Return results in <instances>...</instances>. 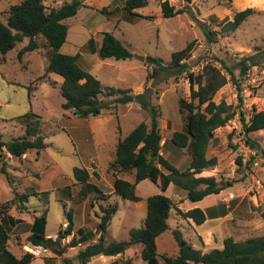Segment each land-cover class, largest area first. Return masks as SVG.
<instances>
[{"label": "rangeland", "instance_id": "374dc122", "mask_svg": "<svg viewBox=\"0 0 264 264\" xmlns=\"http://www.w3.org/2000/svg\"><path fill=\"white\" fill-rule=\"evenodd\" d=\"M19 1L0 0V14L4 17L9 5ZM65 1L68 0L43 2L47 8H51ZM81 1L85 6L80 7L75 16L65 20L68 30L59 51L66 54L81 52L79 66L94 75L102 89L107 86L129 87L133 92H141L148 88L150 100L158 104L160 109L158 122L161 142L165 141L161 148L162 154L177 168L185 169L189 163L188 153L175 147L170 137L173 131L181 130L184 124L178 111V99L190 95L187 73L167 79L162 76L150 78L148 73L151 66L146 56L160 57L164 64H168L173 51L195 39L194 49L186 60L188 71L205 74L203 79H206L208 74L205 66H220L217 61L219 58L234 67L238 75L236 61L243 55L264 48V0H167L175 9L183 10L172 17L162 16V0H146L144 6L135 9L143 17L135 16L133 19H128L127 12L122 9L124 0H116L114 3L113 0ZM103 6L118 10L114 14L100 13L99 9ZM246 7H254L259 11L250 15L232 33L217 35L215 42L206 41L202 29L195 21L197 18L209 23L212 15H215L217 21L224 16L231 18L234 11ZM105 30L111 31L131 52L130 58L100 59L96 54L84 51L82 47L88 38L100 41L101 32ZM27 40L25 38L17 42L4 59L0 55V141L21 136L24 128L17 117L31 110L41 117L40 132L47 146L39 155L33 150L19 158L7 152L0 155V166L3 163L7 174L0 172V203L12 199L13 190L18 194H31L25 208H20L16 200L9 210V214L19 218L8 239V248L17 257L33 249V245L26 241L30 222L45 208V233L52 238L67 227V213H71L73 225L68 234L69 242L61 241L58 247L52 245L50 248H41L29 263L42 264L44 258L52 257L54 264H60L61 256H72L77 251L69 247L73 237H78L81 232L85 235L86 241L79 246L98 240L97 215L100 204L115 203L118 207L104 233L105 242L126 240L130 229L141 225L146 213L145 203L142 206V203H133L112 194L107 196V200L96 199L94 193L81 197L80 185L75 182L72 169L74 166H87L91 172L89 181L108 194L112 189L113 177L107 167L113 158L110 159V153L114 155L116 139L126 135L141 121L149 123V113L136 102L111 106L100 115L87 118L75 116L71 110H64L61 107V77L56 73H45L47 48L40 47L18 56V51ZM240 80L242 102H239V92L230 79L213 96L216 103L225 101L236 111L233 119L214 130L206 155L215 156L216 162L202 172L214 176L222 188L218 193H212L196 202L187 199L185 191L177 187L166 192L182 211L192 207L203 209L210 205L220 211V205L223 204L224 214L196 225L191 219L171 210L167 219L169 228L156 238L160 264H164L162 255H177L182 242L207 252L221 248L226 237L240 241L264 234V157L255 154V150L245 141L238 112L239 109L243 110L247 119L252 105L257 109L264 108V58L260 56L259 65L252 66ZM248 136L264 147V129L251 132ZM7 176L11 179L10 183ZM119 176L133 179L132 172H121ZM157 189L156 184L149 179L137 185V191L143 196L155 194ZM173 229L177 230L180 241L175 237ZM60 248L65 251L62 253ZM139 250L140 245L136 244L128 247L116 262L108 256H97L87 264H120L123 258H130L132 264H145Z\"/></svg>", "mask_w": 264, "mask_h": 264}, {"label": "trees", "instance_id": "16d2710c", "mask_svg": "<svg viewBox=\"0 0 264 264\" xmlns=\"http://www.w3.org/2000/svg\"><path fill=\"white\" fill-rule=\"evenodd\" d=\"M43 1L21 0L9 5L4 17L0 14V55L4 59L5 54L15 47L17 42L25 38L28 40L18 51L19 57L25 52L40 47L47 48L48 60L45 73L52 72L61 77L60 94L63 97L61 107L64 110H71L75 116L95 117L111 106L138 103L149 113V123L141 121L126 135L118 137L113 158L107 167L114 178L113 194L132 202L138 201L141 198L135 192L136 184L144 179H149L161 191L145 198L146 213L141 225L131 228L126 240L104 241V233L118 207L115 203L100 204V212L97 215L98 240L84 245L72 256H61L60 264H87L94 257L101 255L122 256L128 247L136 244L140 245L139 254L145 264H160L157 258L156 238L169 228L167 219L171 210H176L178 214L191 219L196 225L202 224L207 217L213 218L224 214L223 205H220V211L214 207L207 208L206 211L199 207L182 211L169 196L164 194V191L172 183L175 187L184 190L186 198L192 202L220 191L222 187L217 184L214 176L202 174L206 168L213 166L216 162V157H208L206 151L213 138L214 130L233 119L236 111L225 101L216 103L213 96L230 79L239 92V102H242L240 79L247 75L252 66L259 65V57L264 58V48L255 53L243 55L236 61L238 75L235 74L234 67L227 65L225 60L217 58L220 66L213 64L205 66L204 69L208 74L206 79H203L205 74H194L188 71L186 60L194 49L195 39L188 41L181 49L173 51L168 64H164L160 57L146 56L151 66L148 77L157 79L162 76L167 79L186 72L190 83L189 97L178 99V111L184 119L183 127L181 130L173 131L170 137L171 143L179 149H184L189 156L188 166L185 169H179L161 152L165 141L161 142L162 134L158 122L160 109L158 104L150 100L148 88H144L141 92H133L129 87L107 86L102 89L100 81L79 66L81 52L66 54L59 51L66 40L68 30L65 20L75 16L79 8L85 4L81 0H68L58 6L47 8ZM115 1L113 0L112 3ZM145 2L146 0H124L122 9L127 12V18L143 17L135 9L144 6ZM160 8L163 17H172L183 11L175 9L167 0L160 1ZM117 10L103 6L99 12L114 14ZM258 11L254 7H246L234 11L231 18L224 16L217 21L215 15H212L209 23L197 18L195 21L202 29L206 41L215 42L217 35L232 33L250 15ZM82 48L85 52L96 54L100 59L131 57V52L111 31L106 30L101 32L100 41L90 37ZM195 84L196 87H194ZM238 112L242 131L246 136L245 141L251 149L255 150V154L259 153L264 157V147L259 146L255 139L248 136L251 132L264 129V108L257 109L252 105L247 119L244 117L243 110L239 109ZM17 118L23 124L24 133L21 136L0 141V155L3 156V153L7 152L19 158L32 150L39 155L40 151L47 146L40 132V115L29 110ZM72 171L75 182L80 185L81 197L94 193L96 199L107 200L110 194L103 193L96 184L89 181L90 173L85 166H74ZM0 172L7 175L3 163L0 166ZM121 172H132L133 180L119 176ZM6 178L10 183L11 179L8 176ZM13 193L12 199L0 203V264H29L33 255L30 252H24L17 257L9 250L8 239L12 227L19 221V218L9 214L12 204L17 200L20 208H25V203L31 194L25 192L18 194L15 190ZM45 213L46 208L39 216L33 218L26 241L31 245H40L44 248H50L52 245L58 247L60 239L71 233L73 225L71 213H67V227L59 231L55 239L45 233ZM262 216L264 217V210ZM172 231L180 241L177 230ZM86 239L81 232L80 236L72 238L69 247L76 246ZM60 251L63 253L65 250L60 248ZM117 259L115 258L113 262ZM162 259L164 264H264V234L250 236L240 241L233 237H226L221 248H213L207 252H202L190 243H184L179 245L177 255H162ZM119 263L132 264V261L130 258H123ZM42 264H54L52 257L44 258Z\"/></svg>", "mask_w": 264, "mask_h": 264}, {"label": "crops", "instance_id": "0c3cea01", "mask_svg": "<svg viewBox=\"0 0 264 264\" xmlns=\"http://www.w3.org/2000/svg\"><path fill=\"white\" fill-rule=\"evenodd\" d=\"M262 109V108H261ZM116 142H117V139H116ZM115 145H116V143H115ZM98 146L99 145H97V149H98ZM114 149H115V146H114ZM169 150L171 149V146H169V148H168ZM99 150V149H98ZM162 152V151H161ZM111 155H110V159H111V157H113V155H112V153H110ZM189 164V163H188ZM87 169H88V167L87 166H85ZM89 171V170H88ZM89 173H90V176H91V172L89 171ZM96 175V174H95ZM113 177V176H112ZM114 179V178H113ZM126 179H128V180H130V181H132L133 179H129V178H126ZM139 184V182L136 184V188H135V192H136V194L141 198L140 200H138V201H135V202H133V203H136V202H139V203H142L141 205L143 206V204L145 203V198L148 196L147 194H145L144 196L143 195H141L138 191H137V185ZM175 186L171 183L169 186H168V188L164 191V194L166 195V192L168 191V190H170V191H173V188H174ZM159 192H161L160 191V189L158 188L157 189V191H156V193H159ZM104 193V192H103ZM108 194H112L113 196H115L114 194H113V180H112V189H110V191L108 192ZM154 194V193H153ZM210 195V194H209ZM167 196H169V195H167ZM208 196V195H207ZM206 197V196H205ZM204 197V198H205ZM223 205V204H222ZM210 207H213V205L211 206H207V207H205V208H203L202 210H204V211H206L207 210V208H210ZM218 217V216H217ZM214 218H216V217H213V218H210V217H207V219H214ZM206 219V220H207ZM31 223L32 222H30V225H31ZM29 229H30V227H29ZM47 235V234H46ZM47 236H49V235H47ZM80 236V235H79ZM53 237V236H52ZM99 237V236H98ZM95 241V240H94ZM80 244V243H79ZM79 244L78 245H76V246H73V249H76V250H78V249H80L81 247H83L84 245H81V246H79ZM100 257H102V255L100 256ZM109 258H111L112 260H114L115 258H118V257H120L119 255H116V256H108Z\"/></svg>", "mask_w": 264, "mask_h": 264}, {"label": "built area", "instance_id": "2783aa9c", "mask_svg": "<svg viewBox=\"0 0 264 264\" xmlns=\"http://www.w3.org/2000/svg\"><path fill=\"white\" fill-rule=\"evenodd\" d=\"M66 226V225H65ZM52 238V237H51ZM56 238V237H55ZM55 238H53V239H55ZM69 242V235L67 234V235H65L64 237H62L61 239H60V242ZM41 248H44V247H42V246H40V245H33V249H31V254L32 255H37L38 254V252L40 251V249Z\"/></svg>", "mask_w": 264, "mask_h": 264}, {"label": "water", "instance_id": "95a60500", "mask_svg": "<svg viewBox=\"0 0 264 264\" xmlns=\"http://www.w3.org/2000/svg\"><path fill=\"white\" fill-rule=\"evenodd\" d=\"M141 59H143V57H141ZM181 245H184V242L181 243ZM58 253L60 254V252L58 251Z\"/></svg>", "mask_w": 264, "mask_h": 264}]
</instances>
